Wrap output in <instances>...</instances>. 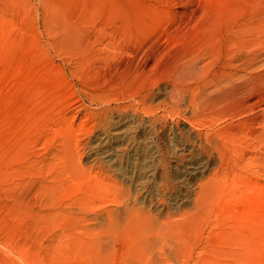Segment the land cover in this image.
<instances>
[{"label": "rangeland", "instance_id": "1", "mask_svg": "<svg viewBox=\"0 0 264 264\" xmlns=\"http://www.w3.org/2000/svg\"><path fill=\"white\" fill-rule=\"evenodd\" d=\"M261 19L264 0H0V264H264ZM241 29L262 44L254 80L230 81L246 87L252 109L231 102L204 121L215 132L240 129L228 165L195 204L213 161L181 184L174 163L188 152L167 144L176 130L202 131L192 121L203 109L171 84L193 65L185 85L220 77L238 54L228 38ZM127 119L147 132L116 167L94 149ZM153 152L164 161L149 163ZM144 166L166 168L167 187L156 174L146 188L121 176Z\"/></svg>", "mask_w": 264, "mask_h": 264}, {"label": "bare ground", "instance_id": "2", "mask_svg": "<svg viewBox=\"0 0 264 264\" xmlns=\"http://www.w3.org/2000/svg\"><path fill=\"white\" fill-rule=\"evenodd\" d=\"M251 13V12H250ZM257 15L259 13H256ZM245 15V14H244ZM252 16V15H251ZM245 18V17H244ZM243 18V20H244ZM262 18V17H261ZM234 19V18H233ZM242 18H240L241 20ZM252 19V17H251ZM239 20V21H240ZM245 21V20H244ZM242 21V22H244ZM261 21H264L261 19ZM259 21V22H261ZM241 22V21H240ZM239 23V22H238ZM237 23V24H238ZM247 23V22H246ZM252 23V22H251ZM254 23V22H253ZM235 23H233L234 25ZM249 24V23H248ZM256 24V23H255ZM236 25V24H235ZM259 25V24H258ZM237 26V25H236ZM240 25H238L239 27ZM255 26V25H253ZM235 27V26H234ZM247 28L250 29L251 25L249 26H246ZM257 27V26H256ZM260 27H262L260 25ZM241 28V26H240ZM253 28V27H252ZM258 29V27H257ZM242 30V29H241ZM236 30L238 31V33L236 32L235 36L233 38H228V41H229V46L227 45L226 48H227V51H233V50H237L234 52V54H236V52H238V54H236L237 58L235 57V55L231 58L229 57L228 61L225 62V65L226 66H223L227 69L225 70H221L220 71V74L221 76L220 77H216V80H217V83H216V80L214 78V80L212 78H207L205 81H206V86L204 85L203 87L205 88H200L199 86H195V84H189V85H185L187 82H192L194 81L196 75V71H197V66L193 65L192 67H189V71L186 72V68H185V72H182V74H180V77L179 78H176L174 79L175 82H172V93H174L175 96H184L183 94H185L186 96L189 97L188 100H190L189 102L194 103L196 105H194L195 107H202V112L204 111V113L201 112V114H193V116H195L196 120L192 121L194 123H196L195 121L200 122V126H203L205 128L202 129V131L198 132L197 134H195L196 136L193 137V138H190L189 136H187L186 134L184 135V133L182 132V129L180 130H176L174 133V137L172 140L169 141V143L167 144L168 145V148L170 149V151H173L174 154L176 155L177 153H182L183 152H188L187 156H184L182 157L181 160H178L177 163L173 162L174 164H176V166L179 167V165L182 166L183 168V172H182V176L179 178V181L181 184H184V180L187 178V177H192L193 179H197L200 175H203L206 171H208V163H209V160H212L213 161V169L212 171L208 174V178L204 181V182H200L199 184V191L197 192V196H196V200H195V204L200 201V198H202L204 196V194L207 192V189L208 187L212 184V181H213V177L218 175L221 171H224L226 166L228 165L227 164V160H228V156H227V150H228V145L229 143L231 144V142L235 139L236 137V134L239 132L238 129L240 128H234V129H226V130H223L221 132H215V129L213 127V124L210 123V124H207L205 123L204 121L208 118H212L213 114L215 115L216 111L215 110H218V108L216 107H219V106H224V105H228V103L231 104V102H235V103H239L242 108H243V112L247 111L248 109H252L251 108V102L250 100H252L253 98H247L246 95V87H242L240 86L239 84L238 85H234L232 86L231 85V80L234 78V77H239V78H247V79H251V80H254L252 78V75L249 76L248 72H249V69L251 71V69L255 70V67L259 65V62H260V59L263 58L261 57V45L264 44V41H261L263 42L261 44V42L257 39V37L260 35H257V37H253V36H248V35H244L243 33V30ZM254 30H256V28H254ZM259 30V29H258ZM245 31V30H244ZM251 31V29L249 30ZM253 31V29H252ZM256 32V31H255ZM264 32V31H262ZM250 33V32H249ZM261 33V32H260ZM248 34V33H247ZM256 34V33H255ZM222 35V34H221ZM264 35V34H263ZM212 36V35H211ZM214 36V35H213ZM264 37V36H263ZM229 39H232V40H229ZM205 40V39H204ZM221 40V38H220ZM227 40V39H226ZM225 40V41H226ZM263 40V39H262ZM202 41V40H201ZM215 41V40H214ZM199 42V41H198ZM208 42V41H207ZM222 42V41H221ZM196 43V42H195ZM210 43V42H209ZM183 44V43H182ZM181 44V45H182ZM223 44V43H222ZM197 45V44H196ZM201 45H204V44H201ZM219 45V44H218ZM221 45V44H220ZM226 45V44H225ZM206 46V45H205ZM212 45H210L211 47ZM213 46H215V44L213 43ZM202 47V46H200ZM198 47V48H200ZM263 47V46H262ZM197 48V49H198ZM208 48V46H207ZM218 48H222L221 46L220 47H217ZM188 49V48H187ZM186 49V50H187ZM204 49H206L204 47ZM223 49V48H222ZM221 49V50H222ZM199 50V49H198ZM207 50V49H206ZM209 50V49H208ZM219 49V51H221ZM246 50H249V51H246ZM195 51V50H194ZM204 51V50H203ZM218 51V52H219ZM225 51V50H224ZM226 51V52H227ZM186 52V51H185ZM197 52V51H196ZM213 52V51H212ZM223 53V51H221ZM200 53V52H199ZM197 52V55L199 54ZM208 51H207V55H208ZM214 54H217L215 52H213ZM202 54H205V53H202ZM189 55V54H188ZM187 55V56H188ZM193 55V54H192ZM220 55V54H219ZM227 55H230V52L227 54ZM232 55V54H231ZM213 56V54H212ZM215 56V55H214ZM222 56V55H221ZM220 56V58H221ZM199 57V56H198ZM201 57V56H200ZM261 57V58H260ZM154 58V57H153ZM179 58V57H178ZM190 58V56L188 57ZM194 58V57H193ZM214 58V57H213ZM212 58V59H213ZM216 58V57H215ZM218 58V57H217ZM175 59V58H174ZM200 59V58H199ZM202 59V58H201ZM203 59H205L203 57ZM211 59V60H212ZM177 60V59H175ZM190 60H192L190 58ZM210 60V62H211ZM222 60V58H221ZM179 61V60H178ZM203 61V60H202ZM214 61V60H213ZM212 61V62H213ZM184 62V61H183ZM182 62V63H183ZM196 62V61H195ZM179 63V62H178ZM186 63V62H185ZM209 62H205L202 67L206 69ZM215 63V61H214ZM224 63V62H223ZM193 64V63H191ZM211 64V63H209ZM213 64V63H212ZM211 64V65H212ZM182 64H178V66ZM184 65V64H183ZM187 65V64H186ZM169 66V64H168ZM171 66V65H170ZM175 66V65H174ZM199 66V65H198ZM260 66V65H259ZM184 67V66H183ZM210 67V66H209ZM221 67V65H220ZM222 67V68H223ZM178 68V67H177ZM219 68V67H218ZM257 68V67H256ZM167 69V68H166ZM169 69V68H168ZM172 69V68H171ZM200 69V68H199ZM215 70V69H214ZM253 70V71H254ZM162 71V70H161ZM179 71V70H178ZM200 71V70H199ZM213 71V70H212ZM210 71V72H212ZM217 71L219 70H216L215 73H217ZM175 72V71H174ZM174 72L172 71V73L174 74ZM207 72V71H206ZM165 73V72H164ZM168 73V72H167ZM180 73V72H179ZM209 73V71H208ZM253 73V72H252ZM176 74V73H175ZM178 74V73H177ZM200 74V73H199ZM198 74V75H199ZM218 74V73H217ZM255 74V73H253ZM203 76H206L205 74H201ZM212 75V73L210 74ZM162 76V75H161ZM168 76V75H167ZM200 76V75H199ZM217 76V75H216ZM255 78H256V74L254 75ZM259 76V75H257ZM175 77H178L177 75H174L173 78ZM207 77V76H206ZM212 77V76H211ZM165 78V76H164ZM237 78V79H239ZM134 79V78H133ZM162 79V78H161ZM236 79V80H237ZM171 80V79H170ZM173 80V81H174ZM199 80V79H198ZM248 80V81H249ZM234 81V80H233ZM240 81V80H239ZM262 81V80H261ZM208 82L210 83H216V85H218L214 91H212L211 93H207V90L206 88L207 85H208ZM238 82V81H237ZM241 82V81H240ZM251 82V81H249ZM234 83V82H233ZM258 83V82H257ZM203 84V83H202ZM250 84V83H249ZM210 85V84H209ZM254 85H257L255 87H258V84L254 83ZM253 86V85H252ZM254 87V86H253ZM201 89V90H200ZM260 89V88H259ZM258 88L256 89L257 91L259 90ZM212 90V89H211ZM165 91V90H164ZM253 91L255 92V90L253 89ZM256 91V93H257ZM259 92V91H258ZM204 93L206 95H204ZM248 94V93H247ZM257 95V94H256ZM145 96V95H144ZM178 96V97H179ZM167 97V96H166ZM187 97V98H188ZM249 97V96H248ZM175 98V97H174ZM201 98V99H200ZM182 99V98H181ZM186 99V98H185ZM257 99V98H256ZM163 100V99H162ZM170 100V99H169ZM180 100V98H179ZM187 100V101H188ZM142 101V100H141ZM177 102V101H176ZM175 102V104H176ZM198 102V104L196 103ZM166 103V101H165ZM168 103V102H167ZM171 103H174V102H171ZM170 102L169 104L172 105ZM168 104V105H169ZM238 104V105H239ZM177 105V104H176ZM179 105V103H178ZM236 105V104H235ZM164 106V105H163ZM167 106V105H166ZM173 106V105H172ZM170 107L169 109L172 111H174V109L176 108H173V107ZM230 107H232L230 105ZM255 107V106H254ZM151 108V106H150ZM172 108V109H171ZM220 108V107H219ZM223 108V107H222ZM221 108V110H222ZM225 109L228 108L227 107H224ZM223 108V109H224ZM237 108V107H235ZM241 108V107H240ZM177 109V108H176ZM198 109V108H197ZM224 109V110H225ZM178 110V109H177ZM223 110V111H224ZM172 111V112H173ZM176 111V110H175ZM220 111V110H219ZM217 111V113L219 112ZM200 112V111H199ZM222 112V111H221ZM220 112V113H221ZM177 113V112H176ZM222 113H225V112H222ZM211 115V117H210ZM217 116V115H216ZM250 119V118H249ZM211 120V119H210ZM245 120V119H244ZM251 121V120H250ZM253 121V120H252ZM212 122V121H211ZM247 122V121H246ZM254 122V121H253ZM251 124V123H250ZM197 125V124H196ZM207 126V127H206ZM233 127V126H232ZM146 128V127H145ZM145 128L143 127H140V128H137V129H134L132 127V124H131V119H127V120H124L122 122H120L119 124L115 125L113 128H112V135L115 136V140L114 141H111L109 143H107L105 141L106 137L105 136H101L102 134L99 135L98 137V143L97 145L95 146V153L96 154H99V155H102L104 156L105 160L107 162H111L113 161L115 164H116V167H118V165H120L122 162L119 161V156L122 155V154H125V156L127 157V160L130 158V156L133 154V152H135V140H136V135L141 132V134L147 132L145 130ZM196 128V127H195ZM225 128V127H224ZM197 129V128H196ZM214 129V130H213ZM217 130V129H216ZM140 135V134H139ZM101 136V137H100ZM159 136V135H157ZM156 137V135H155ZM159 139V138H157ZM163 140V139H162ZM157 141V140H156ZM107 144H106V143ZM158 142H161V141H158ZM162 144V143H161ZM160 144H158L159 146ZM166 146V145H165ZM160 148V147H159ZM158 148V149H159ZM167 149V148H166ZM168 149V150H169ZM159 152V150L157 151ZM162 152V151H161ZM229 152V150H228ZM171 154V152H169ZM163 154H164V151H163ZM167 154V153H166ZM186 154V153H185ZM160 154L159 153H154L151 155L150 157V161L149 163L151 164H154L156 161H159L162 160L161 158H164L165 155H163V157H160L161 158H158ZM178 156V155H177ZM244 156V155H243ZM176 158V156H175ZM178 158V157H177ZM176 158V160H177ZM165 159V158H164ZM126 160V159H125ZM175 161V160H173ZM229 161V160H228ZM166 163V162H165ZM163 163V164H165ZM162 164V163H161ZM160 164V165H161ZM162 164V166H163ZM166 165V164H165ZM152 166V165H151ZM155 166V165H153ZM159 169V167H157V169L153 168V169H146L145 166L143 168H134L133 171H130V172H122L121 173V176L124 178V179H127L129 180L130 184L135 187V188H146L147 186H149L150 184V181H152V177L156 176L159 178V181H162L164 184H162L164 187H167V182H169V175H167V169L166 171L162 168ZM166 167V166H165ZM118 169V168H117ZM169 169V168H168ZM119 170V169H118ZM186 200L184 197H181L177 200H175V204L178 206L180 204H183L185 203ZM232 208V207H231Z\"/></svg>", "mask_w": 264, "mask_h": 264}]
</instances>
